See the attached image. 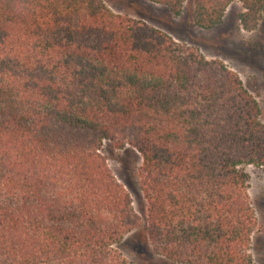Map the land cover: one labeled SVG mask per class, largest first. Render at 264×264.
<instances>
[{
  "label": "trees",
  "instance_id": "16d2710c",
  "mask_svg": "<svg viewBox=\"0 0 264 264\" xmlns=\"http://www.w3.org/2000/svg\"><path fill=\"white\" fill-rule=\"evenodd\" d=\"M179 15L186 0H147ZM234 0H194L195 26ZM257 27L264 0H240ZM261 109L220 60L104 0H0V264H130L141 217L105 141L140 154L152 252L254 264L258 220L239 166H264Z\"/></svg>",
  "mask_w": 264,
  "mask_h": 264
},
{
  "label": "rangeland",
  "instance_id": "374dc122",
  "mask_svg": "<svg viewBox=\"0 0 264 264\" xmlns=\"http://www.w3.org/2000/svg\"><path fill=\"white\" fill-rule=\"evenodd\" d=\"M116 13L140 19L166 32L175 41L194 48L207 60H220L241 78L245 88L258 102L264 122V10L257 27L248 30L238 15L244 9L240 0L227 8L222 23L208 28L195 26L192 18L194 0H186L179 15L166 6L147 0H104ZM102 152L116 179L130 192L140 226L125 235L119 249L130 264H178L152 252L144 230L146 205L138 186V171L142 162L139 152L127 145L116 148L105 141ZM248 175V191L258 225L251 238L254 264H264V166L242 164Z\"/></svg>",
  "mask_w": 264,
  "mask_h": 264
}]
</instances>
